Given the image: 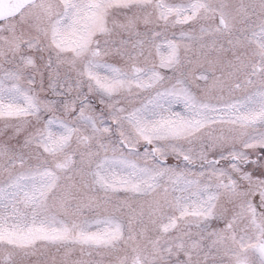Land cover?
<instances>
[{
    "label": "snow or ice",
    "instance_id": "6c2138e0",
    "mask_svg": "<svg viewBox=\"0 0 264 264\" xmlns=\"http://www.w3.org/2000/svg\"><path fill=\"white\" fill-rule=\"evenodd\" d=\"M0 264H264V0H0Z\"/></svg>",
    "mask_w": 264,
    "mask_h": 264
}]
</instances>
